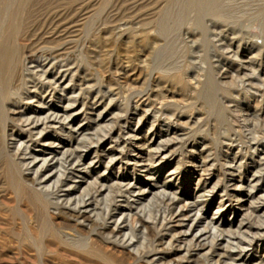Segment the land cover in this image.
<instances>
[{"label": "rangeland", "instance_id": "1", "mask_svg": "<svg viewBox=\"0 0 264 264\" xmlns=\"http://www.w3.org/2000/svg\"><path fill=\"white\" fill-rule=\"evenodd\" d=\"M129 1L132 3L134 0ZM157 1L151 0L150 4ZM225 1L223 8L219 11L223 12L215 15L209 7L199 9L188 0H178L175 14L181 20L180 25L177 28L173 27V18L169 19L171 22L168 20L166 22V25L170 26L167 39L172 41L173 47L155 57L154 61L151 60L142 73L136 66H132L135 69L117 66L114 60H111L104 70L98 64L97 55L92 54L89 47L90 41L86 40V35L84 40L82 38L84 34L77 33L76 27H73L69 34L70 36L79 34L74 42L70 43L64 38L59 41L60 44L63 43L59 47L65 44L66 50L68 49L67 55H71V58L67 55L58 56L53 65L48 62L50 66L44 67L47 62L39 58L44 50L50 53L48 48L42 47L45 45H41L45 44L44 41H47L48 37H42L43 39L39 40L38 36H33L35 38L31 37L29 40L32 44L34 43L33 47L37 48L39 53L32 56L33 61L29 60L26 63L24 75L27 78V84H70L63 87L64 89L59 88L53 97H50V93L45 94V100L49 103L42 104V107L36 99L29 100V105L38 109L41 114L48 112L49 106L52 110L63 114L67 95H71L72 92V84L77 85L75 93L79 91V88L86 87L82 98L90 100L82 111L80 104H73L66 110V114L75 113L70 117L73 127L80 124L83 128L82 132L89 136L87 140L76 142L77 134L73 133L75 136L71 142L75 151H73V160L82 157L79 159L82 172L74 174L73 181L77 187L72 189V195L79 194L86 181H91L98 175L106 187L113 185L117 178L132 180L134 177L138 182L137 186L150 188L139 200L138 207L146 204L144 214L147 217L150 216L152 220L155 219V223L149 228V235H145V239L144 234L139 230L129 232L127 236V239L132 237L135 244L139 243V253L103 240L96 230H92L93 226L89 229L83 225L70 223L62 212L57 214L50 209L47 216L46 213L43 215L48 218V221L50 220L47 221L50 226L54 223L55 227L66 230L71 236L83 241L87 240L89 249L95 248L110 257L111 262L108 264H174V257H178L180 253L184 255L185 264H264V21L256 16L253 17L252 11L260 4L263 5L264 1L260 0L261 3L256 0L258 4L255 0H232L233 3L229 0ZM91 2L94 3V0H54L51 8L55 6L60 10L62 6L66 21L71 19L73 23L75 22L74 24L85 18V21H88L85 22L87 30H93L96 33L102 31L104 23H110L114 19L115 34L121 41L127 40L126 34L121 33L124 29L135 31L139 27V25L136 27L138 22L142 21V19L136 21L129 18L133 13L136 14L134 8L118 13L119 11L113 7L112 3L111 8L98 14L94 8L97 4L94 6ZM150 4H147L148 7L145 6V8L152 7ZM78 5L81 7L79 8ZM230 5L232 7H229ZM234 5L236 7H233ZM247 6H250V9ZM42 11L35 12L34 19L42 17L43 15L37 16L42 14ZM143 17V21L150 20L149 15ZM145 18L147 20H144ZM150 25L154 27L155 24ZM176 62L179 65H176ZM177 68L183 69L186 73L185 78L191 87L199 86L200 95L191 100V103L190 100L186 103L177 90L175 93L170 86L164 82L161 83L158 79L160 71H173ZM68 69L73 71L69 72L66 78L57 74L59 70L65 72ZM33 89L31 87V90ZM86 91L87 93L84 94ZM96 93L99 98H102V103H94L93 96ZM59 97H65V99L61 100ZM139 98H144V103H141L142 101L139 103ZM150 99L151 101H148ZM100 113L102 115L98 117ZM10 116H14V119L9 120V129L16 131L14 136L8 135L9 141H12L11 144H15V141L18 143L20 140L28 141V133L18 130V126L23 124L19 119L21 116L18 112H11ZM1 125H4L3 121ZM69 129L66 126L65 131H59L57 127V133L52 131L54 138L57 139L56 144L52 147L43 146L41 142L37 143V146H33L34 152L49 156L53 151L61 157L60 151L70 146L69 136L66 135L68 134L66 132H70ZM0 132L2 139L3 129H0ZM100 138L102 139L98 145L97 141ZM126 139V143L123 144ZM76 143L77 149L74 146ZM89 144H93L92 147L90 145V150L86 149ZM255 144L258 145L257 148ZM164 146H167L164 151L166 157L159 162L157 160L158 164L155 162L154 169L145 171L141 168V163L134 164L133 161H126L128 155L136 154L134 149L141 151L142 158L143 156L148 158L151 153L157 152L158 147ZM46 147L49 149L44 150L43 148ZM1 156L0 173H3L5 160ZM114 156L118 159L105 171L106 164L108 165L109 159ZM235 159L237 161H234ZM62 161L64 162L63 159ZM65 164L60 166L61 169H64ZM171 170L176 171L174 178L169 175ZM152 174L154 176L150 178ZM253 174L257 179L251 182L249 180ZM3 180L4 174H0V264H107L88 252V248L80 249L61 244L55 248L47 245L42 248L36 246L31 240V236H36L38 233L36 225L33 227L34 232L32 230L30 232L31 236L27 235L25 238L23 225L20 224L19 218L13 220V216L19 209L27 215H31L33 210L29 209L28 201L18 198L15 191L9 186L6 187ZM197 186H204L205 194L208 195L195 197ZM107 190L108 188L103 195ZM111 191L109 193L112 196L109 197H113V200L117 199L116 204L121 202L124 205L126 193H121L124 195L122 196L117 189L112 188ZM20 199L21 202H19ZM224 203L228 205L224 206ZM219 209L221 218L220 214L216 217L214 213ZM195 214L198 215V219L194 220L197 224L195 232L200 231L203 235L196 238L193 234H189L184 237L182 234L188 230L190 223H193ZM162 220L165 222L162 223ZM180 221L182 223H178ZM175 236L179 240L174 238ZM181 246L183 249L179 250L178 247ZM169 249L172 251L167 253L166 250ZM38 251H42L45 256L39 257ZM153 256L156 258L153 259Z\"/></svg>", "mask_w": 264, "mask_h": 264}, {"label": "bare ground", "instance_id": "2", "mask_svg": "<svg viewBox=\"0 0 264 264\" xmlns=\"http://www.w3.org/2000/svg\"><path fill=\"white\" fill-rule=\"evenodd\" d=\"M53 1L54 0H0V129H3V137H2L3 141L0 138V155H2L4 157V160H5L4 166L2 165L3 166V168H2L3 173H0V174H4L3 183L6 185V187L7 186L11 187L13 189V191H15L14 193H16L17 197L21 198L22 201H23V199L28 201L27 205H28V207L30 206L29 209L33 210L32 214L30 212L31 215H27L25 213L20 212L22 210L19 209V211H18L15 209L16 213H14L13 220H16V218L17 219L19 218L20 224L23 225L22 228L24 229L25 234H26L25 238L27 237V235L31 236V233H30L31 230L34 232V230L36 228L38 233H36V236L32 235L31 240H32V243L38 247L42 248L43 246L47 245L48 247H54L55 248V246H60V244H61V245H67L70 247H75V248H80V249H87L88 245H89V242L87 240L83 241L81 239H77L74 236H71V234H69L66 230L59 228V227H55L56 225H53L54 223L52 224L53 226L49 225L48 222L50 220L48 221V218L46 216H47L48 212L50 211V209H52L57 214H59L60 212L65 214L67 216V218L70 220L69 222L72 224L74 223L76 225H83L84 227H87L89 229L93 226L94 228H92V230L93 229L96 230V233L103 240L111 242L112 244L116 243L117 245L127 247V249L129 248V250L132 252L139 253V251H140V250L138 251L139 243L135 244L133 238L129 236L130 239H127V236L129 234V232H134V231L139 230L142 232V234H144V239H145L146 238L145 235L148 234L149 228H151L152 227L151 225H153L155 223L154 222L155 219L152 220L150 218V216L147 217L144 214L146 206H147L146 204L145 205L142 204L141 206L138 207L139 200L141 199V197L143 195H145V192L147 191V189L149 187L143 188L142 186H137L138 182L134 179V177L132 180L131 179H125L123 177L117 178V180L114 182L113 185H111V186L108 185V187H106L105 183H102L100 181V178L98 177L99 176L98 175V176L94 177L91 181H86L85 186H83V188L81 189L79 194L72 195V193H73L72 189L77 187V184L74 183V181H73V178H75L74 174H76V173L79 174L82 172L81 171L82 169L80 167L81 162L79 160V159H82V157L79 158L78 160H73L74 159L73 153L75 152L74 147H72V144H71V142L74 140V137H75V136H73L74 135L73 133L77 134V137H76L77 141L76 142H78V140H87V139H89V136H88V134L86 135L82 132L83 128L80 127V124L76 127L75 126L73 127V124L70 121V117L72 115L74 116L75 113L74 114H66L67 113L66 110L73 104H80L81 105V107H80L81 111H82V109H85L87 107L89 99L86 100V98H82V93L84 92V89L86 87L85 88H83V87L79 88V91L77 93H75L77 91V88H76L77 85L76 84L71 85L73 87L72 92H71V95H67L68 96L66 98L67 103H65L66 105L63 108L64 109L63 114H60V112L57 110H52L51 106L48 107V109H49L48 112L41 114L38 112V109H35L31 105H29V103H30L29 100L35 101L34 99H36L42 107V104L49 103V101L45 100V96H46L45 94L50 93V97H53V96H55V92L57 90L59 91V88H63V87L65 88V87L69 86L70 84H65V85H63V84H27L28 81H27L26 76L24 75L25 74L24 69L26 67V63H28L29 60L33 61L32 56L38 52V49L33 47L34 43L32 44L31 42H29L31 37L38 36L39 40L43 39L42 37H48L47 41L44 38L45 44H41V45H45L42 47L48 48L50 50V53L48 54L47 52H44L45 51L44 50L43 52H41V55L39 56V58H42L44 62H47L46 64H44V67H45L46 65H48V62H51L50 65H53L58 56L67 55L66 51L68 49L66 50V48L64 46L65 44L63 45L64 47L63 46L59 47V45L63 44V43H61V44L59 43L60 40H63V38H64L66 41L71 43V42L75 41V37L79 36V34H84L82 38H84L86 35V40H89L90 44H91V45L89 44V47L91 48V50L93 52L92 54L95 53L97 55L98 64L104 70H105V68H107V66H108L107 64H109L111 60H114L113 62H115V64L117 66H126L128 68L129 67L132 68V66H136L137 69H139V72L142 73L144 71V69H147L146 67L149 66L151 60L154 61L155 57L161 55L162 53L164 54V51H168L170 48L173 47V45L171 43L172 41L170 42V40L167 39V34L169 32L168 29L170 26L166 25V22H167V20L169 21V19L173 18V22H174L173 27L177 28L178 25H180L181 20H179V16H177L175 14V6L177 5L178 0H159V1L156 0L157 2L154 4H152V2H151L152 7L148 8V9H146L145 6L147 4H150L151 0L150 1L149 0H147V1L134 0V1H132V3L130 1L128 2V0H94V3L91 2L92 5H94V6H95V4H97V7H94V8H96L95 10H96V12H98V14H99V12L101 13V12L106 11L107 9H109V7L111 8L112 3H113V7H115L116 10L119 11L118 13H120L121 11L125 12L128 9H130V10H133V8L135 9L136 14L133 13V15H130L131 17H129V18L135 19L136 21H140L142 19V21L138 22L139 24L136 25V27L139 25L138 29L136 28L137 30L134 29L135 31L131 32L128 28H126V29H124V32H121V33L126 34L127 40H125V41L119 40V37L116 36L115 30H114V27H116V26L114 25L115 23H113L116 21H114V19H113V21H111L112 20L111 19L110 23H104L102 31L100 33L93 32V30L88 31L86 24H85V22H88V21H85V18H84L87 16V14H85L86 16L83 15L84 19H82L81 22H77L76 24H74L75 22L73 23V20H71V19L66 21V16H63L65 14V10L62 8V6H61L60 10L56 9L55 6L51 8V6H52L51 4L53 3ZM188 1L190 4H192L193 6L199 8V9L202 7H205V6L209 7V9L213 13H215V15L217 13L219 14V13L223 12V11L222 12H219V11L221 8H223V5L226 2L225 0H188ZM229 1L233 3L232 0H229ZM257 1H256V3L258 4ZM261 1L263 2L264 0H261ZM251 2H253V1H251ZM260 2H259V4H260ZM54 3H56V2H54ZM81 3H82V1H81ZM64 4H66V3L64 2ZM82 4H84V3H82ZM80 5H78L79 8L81 7ZM231 5H233V4H231ZM231 5L229 7H232ZM253 5H254V3H253ZM146 7H148V6H146ZM233 7H236V6L234 5ZM247 7H249V9H250V6H247ZM49 8L51 9L50 11H49ZM44 9L46 10V12L43 13V11H45ZM69 9H72V8H69ZM255 9L252 10L254 12L253 17L256 16L260 20L264 21V2H263V5L260 4V6H258ZM40 10H43L41 12L42 14H37V16L43 15L42 17H40L42 19H40L39 17L38 18L36 17L34 19V17H35L34 13L35 12L37 13V11L39 12ZM95 10H93V11L95 12ZM108 11H110V10H108ZM71 12H72V10H71ZM81 14H83V13H81ZM90 14H92V13H90ZM249 14H251V12ZM69 15H70V13H69ZM75 15H77V14H75ZM144 15H149L150 20L149 21H143ZM220 15L223 16V14H220ZM73 17H74V15H73ZM257 18H255L256 21H257ZM144 20H147V19L145 18ZM169 22H171V21H169ZM135 23H133V24H135ZM151 23L155 24V25H153L154 27H150ZM189 24H190V22H189ZM87 25H89V23H87ZM155 26H157V27H155ZM73 27L74 28L76 27L77 33L79 32V34H77V35L72 34V36H70L69 35L70 30ZM121 27H122V29L124 28L123 25ZM122 29H120V30H122ZM34 38L35 37H33V39ZM78 40H80V39H78ZM84 40H85V38H84ZM72 44H75V43H72ZM72 44H68V45L71 46ZM69 50H71V49H69ZM88 52H89V50H88ZM47 54L50 56H48ZM67 56H69V55H67ZM69 57H66V58H69ZM94 58H95V60H97L96 57H94ZM178 60H177V62H179ZM63 61L65 63V60H63ZM177 62H176V65H179V64H177ZM50 65H48V66H50ZM62 66H63V62H62ZM100 66H98V67L100 68ZM109 67H110V65H109ZM178 67H180V66H178ZM52 68H55V67H52ZM181 68H182V66H181ZM181 68H177L173 71H170V70L169 71L168 70L160 71L158 74V79L161 81V83L164 82V84H167L168 86H170L174 92H175V90H177L179 92V94L181 95L182 100H185L186 103L189 100L191 103V100L193 101V99H195L196 97H199L200 89H198L199 86L197 88H196V86H195V88L191 87V85L187 82V80L185 78L186 73H184L183 69H181ZM69 69L65 70V72H61L59 70L57 74H59L60 77H62V78H66L69 75V72L73 71V70L70 71ZM117 69H119V68H117ZM132 69H135V68H132ZM27 70H29V69H27ZM134 73L136 74V72H134ZM48 76H50V75L48 74ZM58 80H59V78L56 79V82ZM90 86H92V85H90ZM31 87L34 88L33 89L34 91L31 90ZM92 88H94V86H92ZM89 90H90V88H89ZM173 91H172V93H173ZM86 93H87V91L84 94H86ZM141 94H145V93H141ZM146 94H147V92H146ZM87 95H89V94H87ZM91 97H92V95H91ZM59 98L61 100H62V98L65 99V97H59ZM145 98H147V97H145ZM143 99L139 98L138 102L142 101L141 103H144ZM93 100H94V103H102V101H103L102 98H99L97 93L93 96ZM110 100H112V99H110ZM148 101H151V99ZM31 103H33V102H31ZM89 103H90V100H89ZM62 106H63V104H62ZM163 109L165 110V108H163ZM11 112H18V114L21 116V118H19V117L18 118L21 119L23 124H22V126L19 125L20 127L18 126V130L28 133V136H27L28 141L20 140V141H18V143H17V141H15L16 142L15 144H11L12 141L11 142L9 141L8 135L14 136L15 132H16L12 128L9 129V127H10L9 126V120L14 119V116H10ZM78 112H80V111L78 110ZM101 115H102V113H100L98 115V117ZM2 121L4 122V125H1ZM15 125L17 126L18 122ZM1 126L3 128H1ZM66 126H68L70 128L69 129L70 132H66V133H68L66 135L69 136L68 139L70 140V144H69L70 146H68L67 148L65 147L64 149H62V151H60L61 157H58V155L56 153H54L53 151H51L49 156H45L44 154H37L34 152L33 146L36 145L37 143H40V142L42 143L43 146L47 145V146L53 147L54 144H56L55 141H57V139L54 138L52 131L57 133V131H58L57 127H58L59 131H65L64 129L66 128ZM100 126H101V124H100ZM100 126H98V127H100ZM119 129L121 130V128H119ZM10 130H11V132H10ZM0 137H1V134H0ZM130 138H131V136H130ZM101 139L102 138H100L97 141L98 145H99V142L101 141ZM184 139H186V138H184ZM118 140H119V138H118ZM126 141H127V139L125 141H123V144H125ZM132 142H133V140H132ZM93 144L87 145L86 149H89L90 145L92 147ZM76 145H77V143L74 145L75 148L77 149ZM162 145H164V144H162ZM257 146L258 145H256V148H257ZM124 147H122V148H124ZM166 147L167 146L158 147L157 152L153 153V154L151 153V156L148 158L147 157L144 158V156L142 158L141 151H139V149L138 150L134 149L135 150L134 152H136V154L132 155V156L128 155L127 156L128 160L126 158L125 159H126V161H129V162L133 161L134 164L141 163L142 164L141 168L144 169L145 171H148V170L154 169L155 162H157V160L159 162L164 157H166V154L164 153V151L166 150ZM43 149L45 150V149H49V148L46 147ZM95 152L96 153L98 152V148L95 150ZM255 152H256V150H255ZM40 156H41V158H40ZM75 156H76V154H75ZM125 156H126V154H125ZM78 157H80V156H78ZM120 157H122V156H120ZM234 157H236V156H234ZM62 159L64 160V162L63 161L61 162ZM116 159H118L116 156L111 157V159H109L110 161H108L109 162L108 165L106 164L107 167H105V171L110 168V165L112 163H114L116 161ZM236 159L234 161H237ZM126 161H125V163H126ZM158 162H157V164H158ZM2 163H3V160H2ZM63 163H66V164H65L64 169L62 168L63 169L62 170L60 166H64ZM67 163H68V165H67ZM237 165H239V164L237 163ZM174 169L176 170V168H174ZM85 170L86 169H84V171ZM175 170H171L169 173V175L172 178H174L176 175ZM87 171H89V169ZM153 176L154 175L152 174L150 176V178H153ZM118 179H120V180H118ZM256 179H257L256 175L253 174L249 181L254 182ZM107 188H108L107 192H105L103 195V192ZM112 188L114 190L117 189L118 193L120 192V194L126 193V195H125L126 198L124 199V201H125L124 205L121 204V202L119 204H116L117 199L113 200V197H109V196H112L109 193L112 190ZM213 188H216V186H213ZM113 192H115V191H113ZM164 193H165V191H164ZM206 194H205L204 186L203 187H198V186L196 187L195 197L205 196ZM12 195H13V193H12ZM121 195L124 196L123 194H121ZM131 197L133 199H131ZM21 199L19 202H21ZM119 200H121V199H119ZM119 200H118V202H119ZM239 200H240V198H239ZM17 202H18V200H17ZM148 203H150V202H148ZM191 203H193V202H191ZM227 205H228V203H224V206H227ZM122 206H124V207H122ZM148 208H151V207H148ZM220 211L221 210L219 209L216 212H214L216 214V217L218 216L217 214H220L219 217L221 218L222 214ZM177 212L178 211H176V213ZM45 213H46L45 217L47 219H45V217L43 216V215H45ZM178 213H180V212H178ZM180 216H181V214H180ZM188 216H190V214ZM188 216H186V217H188ZM182 217H180V219ZM193 217H194L192 220L193 223L192 224L190 223V225H189L190 227L188 228V230H186V232L184 234H182V235H184V237L189 235V234H193L194 235L193 237H196V238H197V236L202 237V235H203L202 232H200V231L195 232L197 224L194 223L195 222L194 220H196V218L198 219V215L193 216ZM216 217L214 216V218H216ZM178 218H179V216H178ZM174 220H176V219H174ZM64 221H66V220H64ZM198 221H200V219ZM214 221L217 222V220H214ZM214 221L212 220V222H214ZM219 221H221V220H219ZM164 222L162 220V223H164ZM169 222L171 223L170 220H169ZM50 223H52V222H50ZM178 223H182V222L180 221ZM34 225H36L35 228H33ZM176 225H177V222H176ZM166 226H167V224H166ZM170 226H171V224H170ZM20 231H21V229H20ZM155 237H157V236H155ZM174 238H177V236H175ZM167 242L169 243L170 241H167ZM178 248H179V250L183 249L182 246L178 247ZM66 249H68V248H66ZM171 249H172V247H171ZM171 249L166 250L167 253H170ZM87 251L90 252L91 254H93L94 256H96L97 259L99 261H101L102 263L105 262L108 264L111 262L110 257L104 255L103 253H101L99 250H97L95 248H90V249L88 248ZM38 252H39L38 255L40 254L39 257L40 256L43 257L44 253L42 251H38ZM68 252H70V250H68ZM76 254H73V255H76ZM181 254L182 253H180L178 257H174V261H173L174 264H185V261L183 258L184 255H181ZM186 254H188V253H186ZM155 258L153 256V259H155ZM147 259H148V257H147ZM151 260H149V261H151Z\"/></svg>", "mask_w": 264, "mask_h": 264}]
</instances>
